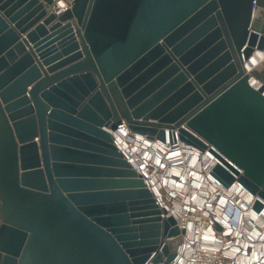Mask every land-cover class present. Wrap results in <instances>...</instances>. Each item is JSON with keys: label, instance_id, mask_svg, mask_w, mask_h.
Listing matches in <instances>:
<instances>
[{"label": "water", "instance_id": "1", "mask_svg": "<svg viewBox=\"0 0 264 264\" xmlns=\"http://www.w3.org/2000/svg\"><path fill=\"white\" fill-rule=\"evenodd\" d=\"M58 5L0 0V264L175 259L184 231L113 144L123 121L213 146L264 199V64L245 70L264 51V0Z\"/></svg>", "mask_w": 264, "mask_h": 264}, {"label": "built area", "instance_id": "2", "mask_svg": "<svg viewBox=\"0 0 264 264\" xmlns=\"http://www.w3.org/2000/svg\"><path fill=\"white\" fill-rule=\"evenodd\" d=\"M256 1L254 10L257 8ZM67 9V5L60 4L55 12L60 15ZM262 86L261 83L256 89ZM110 133L113 144L142 178L159 206L164 203L172 211L180 208L183 212L181 222L186 229L179 226L184 233L180 236L177 255L170 263L159 264H264V241L257 237L258 228L255 224H246L236 204L225 194L223 183L213 174L214 168L221 164L236 181L244 174L241 168L227 160L237 171L233 172L221 161L208 159L206 153L198 151V147L181 140L176 127L165 129L164 140L135 132L125 121ZM207 146L208 150L216 151L213 146ZM196 151L199 153L192 165ZM195 168L205 177L201 180L202 185L194 184L199 182L192 175ZM186 170L190 176L184 179L182 173ZM238 183L243 185L240 181ZM197 195L202 205L189 200ZM217 209L226 216L225 223L215 221L216 216L211 212ZM162 249L161 246L158 252L162 253ZM155 255L156 252L147 264H154L151 260Z\"/></svg>", "mask_w": 264, "mask_h": 264}, {"label": "bare ground", "instance_id": "3", "mask_svg": "<svg viewBox=\"0 0 264 264\" xmlns=\"http://www.w3.org/2000/svg\"><path fill=\"white\" fill-rule=\"evenodd\" d=\"M61 5H63L62 3H60ZM264 64V51L261 50H256L255 53L252 55L250 61L246 62V67L245 70L249 73H251L253 70H255V68H257L260 65ZM251 84L253 85L254 88H259L260 87V82L254 78L251 77ZM111 130H109L110 132ZM200 151V153H206V157L208 159L213 160V162H219L220 160L217 158V156L208 148L205 150H202L200 148H198ZM120 150H123V146H120ZM122 152V151H121ZM199 152H195V156L193 158V161L191 162V164L193 165L196 161V156L198 155ZM201 155V154H200ZM180 171V170H178ZM192 175L199 179V182H195V185H202L201 184V180L204 179L205 177L200 174V170L197 168L194 169V172L192 173ZM182 176L184 179H186L187 177L190 176L189 173L183 172ZM235 185L234 186H229L226 187L224 186V191L225 194H227V196H229V200L231 199V201L236 204V207L238 208L240 215L243 216V218L245 219V222L247 225H256V227L258 228L256 230V234L258 239L263 240L264 241V199L261 198L259 195H255L253 193H251L246 187H244L243 185L239 184L238 180L235 181ZM182 187V186H180ZM231 187V188H230ZM208 189V188H206ZM209 190V189H208ZM192 203L196 204V205H202L203 203L201 202L200 197L197 195L195 196L194 199H189ZM261 202L262 204V209L259 211L257 210L256 204ZM161 207L166 211L165 217L171 216L173 217L176 222L177 225L186 229V227H183V223L181 222V215L183 214L182 210L180 208H177L176 211H172V209L167 205V204H162ZM212 210V209H211ZM216 212V213H215ZM212 214H215V218H216V222H219L220 224L225 223L226 222V216L222 213V211L220 209H217L215 211L211 212ZM232 213V211H231ZM247 220V221H246ZM179 227V228H180Z\"/></svg>", "mask_w": 264, "mask_h": 264}, {"label": "rangeland", "instance_id": "4", "mask_svg": "<svg viewBox=\"0 0 264 264\" xmlns=\"http://www.w3.org/2000/svg\"><path fill=\"white\" fill-rule=\"evenodd\" d=\"M60 3H61V2H59V5H60ZM71 3H72V1H71V2H66V3H64V4L67 5L68 8H70ZM56 8H57V7H56ZM56 8H55V10H56Z\"/></svg>", "mask_w": 264, "mask_h": 264}, {"label": "crops", "instance_id": "5", "mask_svg": "<svg viewBox=\"0 0 264 264\" xmlns=\"http://www.w3.org/2000/svg\"><path fill=\"white\" fill-rule=\"evenodd\" d=\"M71 1H73V0H59V2H61L62 4L66 3V2H71Z\"/></svg>", "mask_w": 264, "mask_h": 264}]
</instances>
